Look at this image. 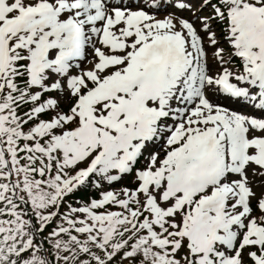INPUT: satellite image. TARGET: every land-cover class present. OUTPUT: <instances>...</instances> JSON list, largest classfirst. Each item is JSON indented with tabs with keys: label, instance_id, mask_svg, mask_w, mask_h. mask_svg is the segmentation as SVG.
<instances>
[{
	"label": "snow or ice",
	"instance_id": "6c2138e0",
	"mask_svg": "<svg viewBox=\"0 0 264 264\" xmlns=\"http://www.w3.org/2000/svg\"><path fill=\"white\" fill-rule=\"evenodd\" d=\"M0 264H264V0H0Z\"/></svg>",
	"mask_w": 264,
	"mask_h": 264
},
{
	"label": "rangeland",
	"instance_id": "374dc122",
	"mask_svg": "<svg viewBox=\"0 0 264 264\" xmlns=\"http://www.w3.org/2000/svg\"><path fill=\"white\" fill-rule=\"evenodd\" d=\"M127 178H130V179H131V177H125V178L123 179V181H122V184H124V181H125ZM128 186H131V184L128 185ZM77 194H78V193H77ZM77 194H76V198H80V199H84V200H87V198L89 197V195H92V196H95V195H96L95 192H88V191L81 192V193H80L81 195H77Z\"/></svg>",
	"mask_w": 264,
	"mask_h": 264
},
{
	"label": "trees",
	"instance_id": "16d2710c",
	"mask_svg": "<svg viewBox=\"0 0 264 264\" xmlns=\"http://www.w3.org/2000/svg\"><path fill=\"white\" fill-rule=\"evenodd\" d=\"M77 195H81L80 193H78Z\"/></svg>",
	"mask_w": 264,
	"mask_h": 264
}]
</instances>
